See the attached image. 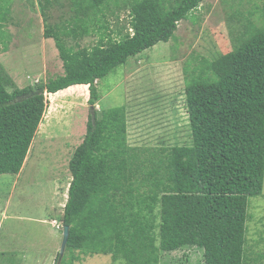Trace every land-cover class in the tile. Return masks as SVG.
<instances>
[{
  "label": "trees",
  "instance_id": "16d2710c",
  "mask_svg": "<svg viewBox=\"0 0 264 264\" xmlns=\"http://www.w3.org/2000/svg\"><path fill=\"white\" fill-rule=\"evenodd\" d=\"M59 1L38 0L64 73L20 88L0 61V176L21 173L46 93L88 85L87 132L69 164L72 181L58 222L71 227L72 255L61 264L97 254L162 264L165 255L193 248L205 264H245L249 201L264 188V4L248 16L239 8L229 15L230 52L185 70L192 143L154 149L129 144L127 108H103L98 86L129 59L170 42L205 0H68L72 15L52 27L49 12ZM234 1L243 5L232 0V7ZM122 10L129 20L114 25L116 38L106 11L119 21ZM91 34L95 45L81 47Z\"/></svg>",
  "mask_w": 264,
  "mask_h": 264
},
{
  "label": "rangeland",
  "instance_id": "374dc122",
  "mask_svg": "<svg viewBox=\"0 0 264 264\" xmlns=\"http://www.w3.org/2000/svg\"><path fill=\"white\" fill-rule=\"evenodd\" d=\"M205 0L201 9L179 23L168 43H159L102 79L100 105L126 107L128 142L133 147L162 148L192 143L186 108V73L199 58L231 51V20L235 10L246 15L264 0ZM49 12L52 27L72 15L68 0ZM112 5L113 10H115ZM243 9V10H242ZM254 11V10H253ZM108 14L111 26L128 23L129 11ZM248 16V15H247ZM0 61L20 88L47 82L64 73L54 39L45 37V19L38 0H0ZM124 30L123 33H126ZM132 32V30H130ZM1 38V35H0ZM96 35L79 40L95 45ZM70 45H75L72 41ZM77 47V46H75ZM88 87L46 93L47 110L21 173L0 176V264H56L63 243L61 222L72 181L69 169L76 148L87 132L91 107ZM98 109H100L98 107ZM64 228V227H63ZM245 264H264V188L249 201ZM68 260L72 252H65ZM75 255H79V252ZM75 264V263H74ZM76 264H124L109 255H81ZM162 264H205L199 249L165 255Z\"/></svg>",
  "mask_w": 264,
  "mask_h": 264
},
{
  "label": "water",
  "instance_id": "95a60500",
  "mask_svg": "<svg viewBox=\"0 0 264 264\" xmlns=\"http://www.w3.org/2000/svg\"><path fill=\"white\" fill-rule=\"evenodd\" d=\"M70 230H71L70 226H64L63 243H62V247H61V251H60V257H59L58 264H61V262H62V260L64 258V255H65V252H66V249H67V245H68V242H69Z\"/></svg>",
  "mask_w": 264,
  "mask_h": 264
},
{
  "label": "crops",
  "instance_id": "0c3cea01",
  "mask_svg": "<svg viewBox=\"0 0 264 264\" xmlns=\"http://www.w3.org/2000/svg\"><path fill=\"white\" fill-rule=\"evenodd\" d=\"M80 86L88 87V85H77V86H73V87H71L69 89H73V88L80 87ZM88 90H89V87H88ZM67 200H68V198H67ZM67 200H66V203H67Z\"/></svg>",
  "mask_w": 264,
  "mask_h": 264
},
{
  "label": "built area",
  "instance_id": "2783aa9c",
  "mask_svg": "<svg viewBox=\"0 0 264 264\" xmlns=\"http://www.w3.org/2000/svg\"><path fill=\"white\" fill-rule=\"evenodd\" d=\"M56 227L60 229V225L58 224V222H56Z\"/></svg>",
  "mask_w": 264,
  "mask_h": 264
},
{
  "label": "clouds",
  "instance_id": "9594fccd",
  "mask_svg": "<svg viewBox=\"0 0 264 264\" xmlns=\"http://www.w3.org/2000/svg\"><path fill=\"white\" fill-rule=\"evenodd\" d=\"M46 37V36H45ZM47 38V37H46ZM47 39H51V38H47ZM89 87V86H88ZM68 201V200H67ZM64 229V228H63Z\"/></svg>",
  "mask_w": 264,
  "mask_h": 264
}]
</instances>
